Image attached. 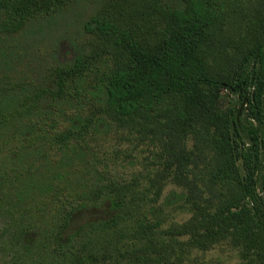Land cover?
Returning a JSON list of instances; mask_svg holds the SVG:
<instances>
[{
    "label": "trees",
    "instance_id": "16d2710c",
    "mask_svg": "<svg viewBox=\"0 0 264 264\" xmlns=\"http://www.w3.org/2000/svg\"><path fill=\"white\" fill-rule=\"evenodd\" d=\"M72 1L0 0V35L16 33L29 19ZM184 1V7H172L167 0H109L107 8L88 23L97 38L92 49L72 65L58 68L53 80L57 95L70 96L82 109L91 99L80 97L97 85L106 94L104 104L86 116L42 109L27 122L31 134L26 147H35L45 158L72 149L86 153L92 167L96 151L90 139L101 121L127 129L138 140L148 138L162 149L163 157L168 154L173 181L187 190L174 191L166 205L189 211L191 217L169 226L168 239L159 248L153 236L163 224L159 213L165 205L160 203L158 211L150 209L157 217L151 220L149 208L138 202L134 236L124 241L135 253L158 250V260L165 264L176 263L171 257L177 248L181 253L209 249L229 237L239 244L249 242L254 249L257 242L264 243V28L248 51L231 55L227 47L237 26L229 20L228 8L235 0ZM254 2L255 9L264 11V0ZM258 14L264 17V12ZM88 78L96 85L86 86ZM223 89L237 98L227 110L218 106ZM194 138L195 147L188 149ZM204 141L220 159L206 180L199 175L206 158L199 144ZM96 169L105 168L96 165ZM220 184L227 187L224 199L221 193L219 202L204 198L205 186ZM107 187L114 193L121 191L112 198L115 209L142 199L132 185ZM129 193L131 200H127ZM62 196L53 199L61 202L56 208L57 256L100 260L79 244V237L92 224L81 226L67 240L60 239L82 203L70 192ZM180 237H187L186 248ZM145 239L151 242L147 247L140 245ZM115 258L113 252L109 263Z\"/></svg>",
    "mask_w": 264,
    "mask_h": 264
},
{
    "label": "rangeland",
    "instance_id": "374dc122",
    "mask_svg": "<svg viewBox=\"0 0 264 264\" xmlns=\"http://www.w3.org/2000/svg\"><path fill=\"white\" fill-rule=\"evenodd\" d=\"M167 2L172 7L185 6L184 0ZM108 3L109 0H73L55 12L29 19L16 33L0 35V264H165L158 260V250L135 253L124 245L127 238L134 236L138 202L149 208L151 220L157 217L150 209L158 211L160 203L165 205L159 213L163 224L153 236L159 248L168 239L165 230L169 226L191 217L189 211L166 205L174 191L187 190L173 181V169L167 168L168 154L163 157L162 149L150 139L138 140L135 134L114 123L101 121L97 125V134L90 139L96 151L92 167L88 165V155L81 151L65 150L45 158L35 147H26V138L31 134L27 122L33 113L59 109L86 116L104 104L105 92L90 78L85 85L96 86L80 97L91 99L83 109L70 96H58L53 80L58 68L72 65L92 49L97 38L88 30V23ZM254 4V0H235L228 8L229 20L237 26L230 34L232 45L227 47L231 55L247 50L253 46V38L263 36L264 17L258 13L264 11L255 9ZM236 99V95L223 89L219 109H229ZM253 123L262 129L258 122ZM196 143V138L190 140L188 149ZM205 143L199 144L206 155L199 173L202 180L210 178L220 163L215 150ZM96 165L105 169L98 172ZM110 184L132 185L142 199L115 209L112 198L121 191H109ZM225 185L205 186L204 198L211 196L218 202L224 199L228 194ZM64 192L81 197L82 203L60 239L67 240L81 226L92 224L79 237V244L91 257L100 258H94L96 262L56 254V208L61 202L54 203L53 199ZM220 193L224 195L221 199ZM127 200H131L130 193ZM186 241L187 237L179 238L184 248ZM143 242V247L151 244L150 239ZM248 243L239 244L229 237L209 249L181 253L177 248L176 252L171 250L175 253L171 260H176L175 264H264V243L255 245L258 256L254 245ZM113 252L115 261L109 263Z\"/></svg>",
    "mask_w": 264,
    "mask_h": 264
}]
</instances>
